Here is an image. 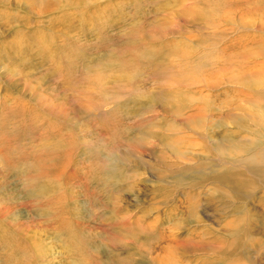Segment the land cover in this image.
<instances>
[{
  "label": "rangeland",
  "instance_id": "374dc122",
  "mask_svg": "<svg viewBox=\"0 0 264 264\" xmlns=\"http://www.w3.org/2000/svg\"><path fill=\"white\" fill-rule=\"evenodd\" d=\"M0 264H264V0H0Z\"/></svg>",
  "mask_w": 264,
  "mask_h": 264
}]
</instances>
